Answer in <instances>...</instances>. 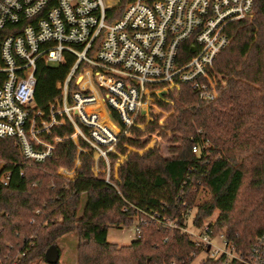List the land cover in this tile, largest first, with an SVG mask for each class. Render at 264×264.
Masks as SVG:
<instances>
[{
    "label": "trees",
    "instance_id": "16d2710c",
    "mask_svg": "<svg viewBox=\"0 0 264 264\" xmlns=\"http://www.w3.org/2000/svg\"><path fill=\"white\" fill-rule=\"evenodd\" d=\"M128 1L120 0L106 19L120 17ZM252 12L250 19L228 26L230 42L213 64L224 82L223 87L218 83L217 98L201 102L190 84L182 83L177 97L170 94L171 103L159 102L163 109L173 110L163 126L153 122L144 130L131 127L136 136L158 130L168 137L170 157L157 145L141 154L130 151L115 178L117 155L110 153L106 181L104 173H93L92 153L81 152L76 176L66 180L57 169L73 166L76 147L71 139L55 143L44 161L31 162L21 155L16 138H0V264L46 262L47 247L55 244L60 252L58 240L73 232L78 235V264H190L201 249L181 231V213L193 207L194 226L206 223L246 254L264 233V0H253ZM74 60L65 53L58 64L37 62L36 107L60 98L57 84ZM97 97L92 109L118 131ZM112 117L121 125L115 111ZM73 132L67 124L52 133L63 137ZM204 141L207 146H202ZM124 142L136 149L147 144L122 136L116 144L122 154ZM195 143L200 145L197 153L191 149ZM99 166L104 168L102 160ZM165 218L176 219L178 226L160 223ZM116 224L134 225L139 237L122 246L108 242V228ZM220 262L221 258L205 256L199 264Z\"/></svg>",
    "mask_w": 264,
    "mask_h": 264
},
{
    "label": "built area",
    "instance_id": "2783aa9c",
    "mask_svg": "<svg viewBox=\"0 0 264 264\" xmlns=\"http://www.w3.org/2000/svg\"><path fill=\"white\" fill-rule=\"evenodd\" d=\"M119 2L0 0V138H16L25 159L44 161L55 143L71 139L77 160L81 152L92 153L93 173H104L109 181V154H118L117 142L143 114L147 93L188 83L201 102L217 98L222 78L214 61L230 42L229 24L250 16L253 8V0H129L120 17L108 21L107 12ZM65 53L75 60L57 84L60 98L36 107L37 62L58 64ZM97 95L118 131L103 124L96 109H86ZM67 124L73 127L72 134L53 135L54 129ZM207 145L204 141L202 146ZM191 149L197 153L200 145ZM181 214V231L206 256L221 258L220 264L231 260L264 264V233L241 254L206 223L194 226L191 209ZM160 223L178 226L172 218ZM132 229L138 238L139 229Z\"/></svg>",
    "mask_w": 264,
    "mask_h": 264
},
{
    "label": "rangeland",
    "instance_id": "374dc122",
    "mask_svg": "<svg viewBox=\"0 0 264 264\" xmlns=\"http://www.w3.org/2000/svg\"><path fill=\"white\" fill-rule=\"evenodd\" d=\"M106 3H108V0H104ZM253 15V12L250 16L247 18L250 19ZM218 75H220L218 73ZM221 76V75H220ZM222 78V77H221ZM223 87L222 83H220ZM220 90V89H218ZM151 91V90H150ZM160 92H149L147 93V96L145 97L144 105H143V114L138 115L135 120V125H132L131 127H136L140 130H144L145 126L148 123L156 122L158 125L163 126L165 124V120L167 117L173 113V110H165L160 105L159 102L162 101L164 103H171L170 94H172L174 97H177L179 93H181V85L176 88L173 87L172 89H165ZM131 127L129 128V131H127V134L124 135V137H130L133 139H139L140 141H146L147 144L144 148L136 149L132 146H130L128 143L124 142L122 143L123 147L126 148V153L122 154L121 152L117 151V159L113 163L112 166V175L117 177V168L118 165L122 163V161L125 159L126 154L130 151H135L137 153H142L145 149L152 147L154 145H157L160 152L165 157H170L169 147L170 143L168 142V137H162L158 134V130L149 133L145 132L144 134L140 136H136L132 131ZM76 147V146H75ZM117 150V149H116ZM88 154V153H86ZM73 160V166L69 169L66 167H60L57 169V173L61 175L64 179H73L76 176V170L81 164L82 158L79 155V160H77V148L75 149V155ZM93 159V155H92ZM3 163V160L0 159V165ZM111 168V166H110ZM194 207L191 209L190 218L192 217V214H194ZM216 215V212L213 213V215L208 219L212 220ZM134 225H112L108 228L107 231V241L110 243H115L117 246L122 245H128L131 243L132 240H134L136 237L133 234ZM213 242L216 245H220V240L218 237H214ZM77 243H78V235L76 232H73L71 234H68L61 239L58 240V246L60 248V258L58 264H78L77 259ZM206 255L204 252H200L198 255H196L190 264H199L200 260L204 258ZM33 264H48L44 261H37Z\"/></svg>",
    "mask_w": 264,
    "mask_h": 264
},
{
    "label": "water",
    "instance_id": "95a60500",
    "mask_svg": "<svg viewBox=\"0 0 264 264\" xmlns=\"http://www.w3.org/2000/svg\"><path fill=\"white\" fill-rule=\"evenodd\" d=\"M60 258V252L55 244L47 247L44 253V259L48 264H57Z\"/></svg>",
    "mask_w": 264,
    "mask_h": 264
},
{
    "label": "bare ground",
    "instance_id": "6f19581e",
    "mask_svg": "<svg viewBox=\"0 0 264 264\" xmlns=\"http://www.w3.org/2000/svg\"><path fill=\"white\" fill-rule=\"evenodd\" d=\"M97 99H98V97L96 96V102H97ZM96 102H95V103H96ZM95 103H94V104H95ZM94 104L87 106L86 109H92V106H93ZM99 115H100V114H99ZM101 122H102V121H101ZM102 123H103V122H102ZM103 124H104V123H103ZM105 125H106V124H105Z\"/></svg>",
    "mask_w": 264,
    "mask_h": 264
}]
</instances>
